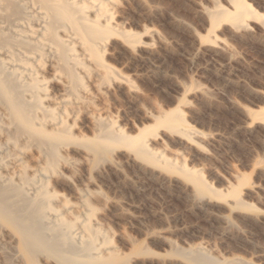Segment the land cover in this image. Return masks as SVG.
I'll return each mask as SVG.
<instances>
[{
	"label": "rangeland",
	"instance_id": "1",
	"mask_svg": "<svg viewBox=\"0 0 264 264\" xmlns=\"http://www.w3.org/2000/svg\"><path fill=\"white\" fill-rule=\"evenodd\" d=\"M245 1L255 16L237 27L222 20L211 31L209 13L232 10L229 0H116L115 22L137 32L143 48L133 55L116 43L108 56L133 91H114L108 115L135 134L178 106L189 138L159 127L150 147L224 194L237 186L252 206L199 194L163 164L126 155L91 181L81 169L66 170L69 181L57 190L71 201L70 185L96 192L98 226L124 257L117 264H192L173 248L194 246L228 264H264V122L253 118L264 108V0Z\"/></svg>",
	"mask_w": 264,
	"mask_h": 264
},
{
	"label": "bare ground",
	"instance_id": "2",
	"mask_svg": "<svg viewBox=\"0 0 264 264\" xmlns=\"http://www.w3.org/2000/svg\"><path fill=\"white\" fill-rule=\"evenodd\" d=\"M229 1L232 10L209 13L211 31L222 20L237 27L255 16L245 0ZM116 6V0H0V264L123 261L96 221V192L69 184L76 198L71 201L57 186L69 181L66 170L81 169L91 181L99 167L114 168L124 155L163 164L199 194L226 195L237 206L252 207L237 186L224 194L196 170L150 147L159 127L189 138L178 106L135 134L108 115L114 91L133 94L108 56L116 43L130 54L143 48L137 32L115 22ZM253 118L264 122V108ZM173 253L192 264H228L200 246L175 247Z\"/></svg>",
	"mask_w": 264,
	"mask_h": 264
}]
</instances>
